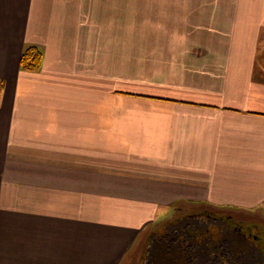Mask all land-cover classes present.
<instances>
[{"label": "crops", "instance_id": "0c3cea01", "mask_svg": "<svg viewBox=\"0 0 264 264\" xmlns=\"http://www.w3.org/2000/svg\"><path fill=\"white\" fill-rule=\"evenodd\" d=\"M136 1L0 0V264H151L175 209L264 211V0Z\"/></svg>", "mask_w": 264, "mask_h": 264}, {"label": "rangeland", "instance_id": "374dc122", "mask_svg": "<svg viewBox=\"0 0 264 264\" xmlns=\"http://www.w3.org/2000/svg\"><path fill=\"white\" fill-rule=\"evenodd\" d=\"M142 3L143 0H137V2ZM133 7H135L133 5ZM262 59L260 60V62H264V50H262ZM178 207L183 208V206L179 205ZM209 209V211H212V214L214 215H220L222 214V217L225 218V216L227 215H231L229 214L230 211H233L235 209H227V208H221V209H216L213 207H206V206H195L190 208L192 211H194L192 214H198V216H192V217H184L185 214H180L178 213L177 216H175V219H169L165 222H163V224H161V229L166 230L165 228H168L170 231L167 233H162L159 232L155 233L151 242V247H153L152 251H151V256H149V258L151 259L150 262L151 264H173L174 261L176 260V257H174V250H176V248H174V244H175V238L177 235H179L178 237L182 238L180 241L178 240L179 238H177L179 244H183V239L186 236H183L182 233H184V231H187L189 229V231H197L199 232L198 238H203L204 237V230L207 229V231L209 232L210 235H213V241L209 242L208 241H204V242H208L209 243V248L210 250H215L217 252L221 251L222 247H224L225 249V254H228L230 256H232L233 259L230 258H226V264H262L263 260H262V253H260L258 251V253L252 251L254 253V256H248L246 258V254L248 252V248L246 247L247 245L243 242L240 241V238H242V236L239 235V233L237 231H230V229L225 225V223H222V221L216 220L215 218H212V216H210V218H206L201 220L199 218V212H202V209ZM247 210L243 211L246 212ZM264 212V211H263ZM262 213V212H261ZM232 213V217L235 216L236 218H239L241 220H244L245 218L248 219V216H242L240 214H235ZM247 214V213H246ZM264 216V213H262ZM250 217H253L252 215H250ZM236 220V219H235ZM253 220V219H252ZM250 221V220H249ZM165 227V228H164ZM238 233V235H237ZM185 234V233H184ZM194 236V235H193ZM201 238V239H202ZM144 246H141L140 248V252H137L136 257H138L140 254H142L143 251L148 250L149 247V243L147 238H145L144 240ZM163 246H161V245ZM250 244V243H249ZM187 245V242H185V246ZM206 244L204 243L203 246H197L195 249V253L194 255H192L191 259H193V263L192 264H215L212 260V257H209V255H207V253L209 252V250H207L204 246ZM167 246V247H166ZM215 248V249H214ZM193 249V247H192ZM250 249L252 250V248L250 247ZM243 255V256H242ZM141 257H144L142 255H140ZM253 257V258H252ZM188 257H186L187 260ZM239 258V259H238ZM243 258V259H242ZM212 259V260H211ZM135 260H137L135 258ZM134 260V261H135ZM242 261V262H240ZM252 261H254V263H252ZM144 262V261H143ZM137 263V261L134 262V264ZM146 263V261L144 262V264ZM147 264V263H146ZM186 264V263H185ZM218 264V263H217Z\"/></svg>", "mask_w": 264, "mask_h": 264}, {"label": "flooded vegetation", "instance_id": "af4514ba", "mask_svg": "<svg viewBox=\"0 0 264 264\" xmlns=\"http://www.w3.org/2000/svg\"><path fill=\"white\" fill-rule=\"evenodd\" d=\"M176 209H175V212L173 213V215L170 217V219L174 220L175 219V216L178 215V213H176ZM194 211H190L188 209H186L184 211V214L185 216L184 217H192V216H198V214H195L193 215ZM264 213L263 211L259 210L257 212H249V211H246V212H243V210H233V211H230L229 214L232 215V213H235V214H240L242 216H248V219H244V220H241L239 218H236L235 216H231V215H227L225 216V218L222 217V214H221V217L220 215H214L212 214V211L209 209H204L202 210V212H199V218L201 220L203 219H206V218H210V216H212V218H215L216 220H219V221H222V223H225V225L230 229V231L234 232V231H237L239 233L240 236H242V238H240V241L243 243H247L246 247L248 248V252L246 254V258L248 256H254V252L258 253V251L260 253H262V264H264V216L262 213ZM247 213V214H246ZM177 214V215H176ZM183 214V215H184ZM234 214V215H235ZM250 215H252L253 217H250ZM236 219V220H235ZM253 219V220H252ZM250 220V221H249ZM165 228V227H164ZM164 229H161L159 228L158 231L156 232H153L154 234L155 233H158L160 234L159 232H162L164 233ZM204 237L201 239L198 238V235H199V232H193V231H189V229L187 231H184L183 236H186L188 235L187 237H185L183 239V244H179L178 240L180 241L182 238L178 237L179 235L176 236L175 238V244H174V248H176V250H174V257H176V260L174 261L173 264H192L193 262V259H191L195 253V249L197 246H203L204 243L206 244L204 247L209 250V252L207 253V255H209V257H212V261L215 263V264H226V258H230V259H233L232 256L228 255V254H225V249L224 247H222L221 251L217 252L215 250H210V248L208 247L209 246V243L208 242H204V241H208L211 242L213 241V235H210L209 232L206 230H204ZM237 233V235H238ZM194 235V236H193ZM177 238H179L177 240ZM185 242H187V245L185 246ZM250 243V244H249ZM161 245V244H159ZM197 245V246H195ZM163 246V245H161ZM167 247V246H166ZM193 247V249H192ZM250 247L252 248V250L250 249ZM215 249V248H214ZM192 256V257H191ZM243 256V255H242ZM186 257L187 260H186ZM253 258V257H252ZM239 259V258H238ZM243 259V258H242ZM242 262V261H240ZM252 263H254V261H252ZM257 264V263H256Z\"/></svg>", "mask_w": 264, "mask_h": 264}, {"label": "trees", "instance_id": "16d2710c", "mask_svg": "<svg viewBox=\"0 0 264 264\" xmlns=\"http://www.w3.org/2000/svg\"><path fill=\"white\" fill-rule=\"evenodd\" d=\"M23 53L20 56L19 64L20 69L24 72H38L41 67V61H42V51L38 50L35 46H28L25 48ZM3 83L0 81V94L3 91ZM189 205H193L192 203H189ZM216 209H221L223 207H213ZM189 210V209H188ZM192 211V210H190Z\"/></svg>", "mask_w": 264, "mask_h": 264}]
</instances>
